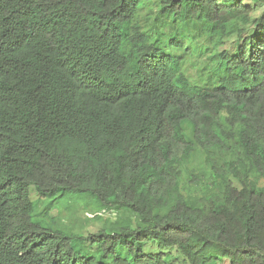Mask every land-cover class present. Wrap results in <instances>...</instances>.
<instances>
[{"label": "trees", "instance_id": "1", "mask_svg": "<svg viewBox=\"0 0 264 264\" xmlns=\"http://www.w3.org/2000/svg\"><path fill=\"white\" fill-rule=\"evenodd\" d=\"M32 191L141 225L47 228ZM0 264H264V0H0Z\"/></svg>", "mask_w": 264, "mask_h": 264}, {"label": "rangeland", "instance_id": "2", "mask_svg": "<svg viewBox=\"0 0 264 264\" xmlns=\"http://www.w3.org/2000/svg\"><path fill=\"white\" fill-rule=\"evenodd\" d=\"M175 33V32H174ZM202 42L191 43L184 40L186 55L189 59L185 65V72L195 84L204 85L206 78L200 77V71L206 67V57L200 53L199 47ZM231 42L227 43L230 47ZM185 132L189 139L192 138V130L188 124L185 125ZM193 177L196 180H193ZM210 172L205 166L204 156L200 151L194 154L190 163L185 164L182 171L181 187L186 196L193 192L194 188H200L209 180ZM198 186V187H196ZM31 199L35 205L33 220L44 227L54 228L75 236H85L87 233L95 232L104 228L111 222H118L119 225L132 223L134 226L141 225V219L129 208L107 209L100 204L91 194L86 193H65L59 192L54 198H38L36 192H31ZM122 213V214H120ZM133 214V215H127ZM56 216L55 219H53ZM76 255L81 257H94L101 261L96 253V248L84 239H75L72 242ZM125 255L123 249L118 250V255ZM112 257L106 261H111Z\"/></svg>", "mask_w": 264, "mask_h": 264}]
</instances>
